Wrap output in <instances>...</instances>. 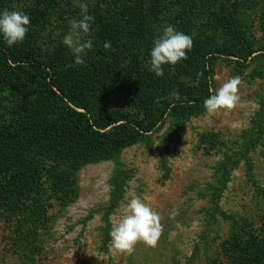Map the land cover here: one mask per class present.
<instances>
[{
  "label": "rangeland",
  "instance_id": "obj_1",
  "mask_svg": "<svg viewBox=\"0 0 264 264\" xmlns=\"http://www.w3.org/2000/svg\"><path fill=\"white\" fill-rule=\"evenodd\" d=\"M38 1L0 0V12L26 13V6ZM81 2L94 17L85 37L93 48L83 56L85 63L76 65L62 38L68 20L80 18ZM124 3L127 15L140 25L119 31L116 27L109 50L111 60L129 71L133 81L156 78L149 70V52L162 27L174 26L197 45L225 46L237 36L229 26H243V39L255 51L243 64L215 54L207 81L210 96L229 78L239 76L237 106L209 115L201 105L177 126L166 115L146 138L121 149L116 160H91L73 169L42 160L55 173L72 177L75 194L67 204L53 202L47 209L48 219L39 229L40 249L33 256L21 247L15 226L0 223V264H212L213 258L224 260L223 241L237 236L242 226L246 232L264 229V56L259 49L264 45V0H57L31 28L24 46L36 58L54 55L62 70L85 69L96 60L94 51L103 49L95 14L108 16ZM187 54L192 57V52ZM171 66L164 65L163 70L171 71ZM27 71L20 75L23 83L32 76ZM197 76L187 72L176 78L186 82L193 95H201ZM21 80V94L0 87V121L23 111ZM115 88L108 85L104 90L106 107L133 110L122 106L126 97ZM11 93L12 103H7ZM133 196L161 215L163 233L155 247L138 242L129 255L111 249L109 233ZM173 209L179 214L170 218ZM246 232L239 234L241 243Z\"/></svg>",
  "mask_w": 264,
  "mask_h": 264
},
{
  "label": "trees",
  "instance_id": "obj_2",
  "mask_svg": "<svg viewBox=\"0 0 264 264\" xmlns=\"http://www.w3.org/2000/svg\"><path fill=\"white\" fill-rule=\"evenodd\" d=\"M55 1L39 0L26 6L25 12L31 23L22 42L8 47L0 36L1 89L5 85L21 94L22 90L18 89L22 87L20 75L25 69L32 73V76H26L27 83L21 80L23 111L9 120L0 121V223L15 226L21 247L29 256L40 249L39 229L44 228L48 219L47 209L53 202L62 206L67 204L75 194L72 177L65 172L55 173L42 160L63 162L69 169L91 160H116L121 149L146 138L166 115L172 116L177 126L192 109L203 105L209 97L207 81L215 54L234 57L239 59L237 63L243 64L255 51L244 40L243 26L239 24L233 28L230 25L237 34L234 41H227L225 46L193 43L192 57L187 54L188 58L172 65L171 71L166 70L156 78L143 77L133 81L129 71L111 60L109 50H113L111 41L116 27L119 31L140 25L136 20L134 22L133 16L127 15V3H124L108 16L95 14L101 45L107 41L111 47L95 50L96 60L85 69L62 70L54 55L36 58L24 46L32 35L31 28L38 25ZM149 9L153 14L154 5ZM259 49L264 56V45ZM187 72L192 77L198 73L201 95H193L187 83L176 78ZM108 85L125 95L122 106H132L133 110L106 107L104 97L107 92L104 90ZM173 91L179 92V100L170 96ZM10 97L7 103H12V93ZM16 99L14 102L18 101ZM249 230L246 232L242 226L237 236H228L222 243L224 260L213 258L212 264L263 262L264 229L258 233ZM243 231L247 233L246 241L241 243L239 237Z\"/></svg>",
  "mask_w": 264,
  "mask_h": 264
},
{
  "label": "clouds",
  "instance_id": "obj_3",
  "mask_svg": "<svg viewBox=\"0 0 264 264\" xmlns=\"http://www.w3.org/2000/svg\"><path fill=\"white\" fill-rule=\"evenodd\" d=\"M80 18L68 20V32L62 38V44L70 50L76 65L85 63L83 56L88 50L93 48L91 39H85L90 32L94 17L88 14V6L81 2ZM30 17L23 11L4 9L0 12V36L3 37L8 47L22 42L28 32ZM193 46V39L181 31H177L174 26L166 25L162 30H157L153 37L152 47L149 55V70L156 76L164 74V65H175L180 60H186L187 52ZM107 50L111 47L110 42L103 45ZM240 77L229 78L214 94H211L203 101V107L209 115H213L220 110H232L239 101L238 86ZM170 96L176 100L180 99L178 91H173ZM179 214V209H173L169 213L170 218H175ZM161 215L154 211L140 197L133 196L123 209L121 218L115 222L110 230L111 249L119 253L129 255L134 251L138 242H143L146 246L155 247L163 233Z\"/></svg>",
  "mask_w": 264,
  "mask_h": 264
}]
</instances>
